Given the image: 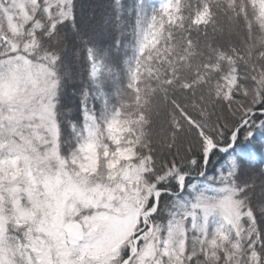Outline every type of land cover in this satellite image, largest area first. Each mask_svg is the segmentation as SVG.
<instances>
[{
	"label": "trees",
	"instance_id": "16d2710c",
	"mask_svg": "<svg viewBox=\"0 0 264 264\" xmlns=\"http://www.w3.org/2000/svg\"><path fill=\"white\" fill-rule=\"evenodd\" d=\"M19 56L52 73L50 144L66 171L78 185L127 198L130 211L81 209L74 219L85 236L72 246L65 230L58 239L22 219L8 197L10 264H145L148 245L152 264L165 250L162 264H264V0H0V85L13 82L21 65L9 58ZM1 107L0 168L9 178L20 168L9 166L8 147L50 145ZM115 114L129 130L117 141L107 129ZM77 130L96 142L93 173L74 161ZM120 150L131 158L117 162ZM227 198L235 217L217 207ZM200 200L216 206L192 224L185 213ZM104 211L112 246L103 229L87 235ZM140 231L147 239L134 255ZM52 244L60 259L46 261Z\"/></svg>",
	"mask_w": 264,
	"mask_h": 264
},
{
	"label": "rangeland",
	"instance_id": "374dc122",
	"mask_svg": "<svg viewBox=\"0 0 264 264\" xmlns=\"http://www.w3.org/2000/svg\"><path fill=\"white\" fill-rule=\"evenodd\" d=\"M9 60L15 63L18 62L21 67L15 73L10 66L4 69L3 73L6 77L11 78L14 73L15 78L13 82L1 83L0 85V111L2 105L6 108L8 122L20 127L34 128L38 132L45 131L51 136V140L46 139L44 135L40 134L41 132H37L35 133L36 138L41 145H50L44 151H41L38 147H29L24 142L23 144L13 143L12 146L7 148L11 153L9 166L20 168V170L7 178V168H0V264H10L9 254L2 244L7 234L9 213H11L10 208L6 206L8 197L12 198L14 211L22 219L33 223L38 222L41 228L40 231L44 234L55 231L58 239L63 236L65 230L68 241V232L70 234V231H72L71 228L76 222L74 218L81 209L104 207L109 210H117L115 213L117 212L122 218L129 210L127 198L111 196L101 185L97 187L78 185L69 172L66 171L65 165L59 160L55 145L50 144L54 142L53 138L55 136L53 133L55 131L53 112L55 82L52 80L50 70L43 66L35 67L31 61L23 56L9 58ZM38 71L42 73L39 77H36ZM1 73L0 71V75ZM107 129L115 141L118 140L121 134L129 131L127 125L119 120L117 114L109 118ZM76 139L79 155L74 161L84 173L95 172L99 167L96 142L93 141L91 136L86 138L81 130H77ZM2 153H5V148L2 149ZM131 156L132 153L120 150V153L115 156V160L118 162L121 159H129ZM21 195L26 197L28 206L24 207L22 205ZM220 202L217 205L218 208H224L230 217L236 216V206L231 198L223 199ZM214 206L216 205L200 200L189 204L188 208L191 212L185 214L187 217H191L192 224L197 220V216L199 217L197 212L201 213V218L206 221L212 214ZM108 216H110L109 212L104 211L98 219L89 221L91 231L87 235L90 238L99 235L97 232L102 229V234H108L107 239L114 238V232H112L114 224ZM122 221L123 219L115 221L117 230H120L124 225L125 221L123 223ZM145 222L146 216H144V224ZM124 227L126 232L130 229ZM133 229L134 227L129 232H134ZM141 233L137 234L140 237L132 243V249L135 252L138 249L139 240L147 239L146 233L144 231V234L141 235ZM112 239L108 240L110 246H112ZM42 243V246L45 247L46 243L44 241ZM56 248L55 244L49 246L47 253L44 255L46 261L52 260L53 254L55 259H60V254L55 253ZM35 249H39V247H35ZM37 251L38 253L41 252L40 249ZM156 251L153 245L146 247L143 256L145 264L154 262ZM166 255L167 250L159 257L160 260L157 263L162 264L163 257Z\"/></svg>",
	"mask_w": 264,
	"mask_h": 264
},
{
	"label": "water",
	"instance_id": "95a60500",
	"mask_svg": "<svg viewBox=\"0 0 264 264\" xmlns=\"http://www.w3.org/2000/svg\"><path fill=\"white\" fill-rule=\"evenodd\" d=\"M212 150V149H211ZM70 234L68 232L69 241L72 242L74 245H78L83 241L84 229L83 226L79 223H74L73 227L71 228ZM71 237V238H70Z\"/></svg>",
	"mask_w": 264,
	"mask_h": 264
}]
</instances>
